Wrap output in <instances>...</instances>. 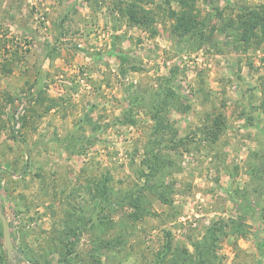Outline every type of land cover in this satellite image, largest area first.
<instances>
[{"label":"rangeland","instance_id":"1","mask_svg":"<svg viewBox=\"0 0 264 264\" xmlns=\"http://www.w3.org/2000/svg\"><path fill=\"white\" fill-rule=\"evenodd\" d=\"M0 207V264H264V0H0Z\"/></svg>","mask_w":264,"mask_h":264},{"label":"water","instance_id":"2","mask_svg":"<svg viewBox=\"0 0 264 264\" xmlns=\"http://www.w3.org/2000/svg\"><path fill=\"white\" fill-rule=\"evenodd\" d=\"M0 222L2 226L3 242L6 249V255L8 258H11L12 252L14 251V247L11 241L9 224L3 214L1 207H0ZM28 264H32V263H28Z\"/></svg>","mask_w":264,"mask_h":264},{"label":"trees","instance_id":"3","mask_svg":"<svg viewBox=\"0 0 264 264\" xmlns=\"http://www.w3.org/2000/svg\"><path fill=\"white\" fill-rule=\"evenodd\" d=\"M4 213V212H3ZM23 261H25V258H23Z\"/></svg>","mask_w":264,"mask_h":264}]
</instances>
